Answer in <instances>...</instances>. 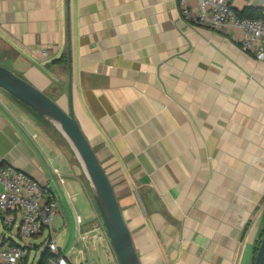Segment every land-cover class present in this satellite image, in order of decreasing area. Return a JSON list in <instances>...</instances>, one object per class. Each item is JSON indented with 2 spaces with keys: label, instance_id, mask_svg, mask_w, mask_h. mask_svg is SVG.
Returning <instances> with one entry per match:
<instances>
[{
  "label": "crops",
  "instance_id": "1",
  "mask_svg": "<svg viewBox=\"0 0 264 264\" xmlns=\"http://www.w3.org/2000/svg\"><path fill=\"white\" fill-rule=\"evenodd\" d=\"M233 34L186 23L177 0H0V65L73 112L141 264L255 262L264 63ZM0 160L58 199L74 264H119L85 170L1 89Z\"/></svg>",
  "mask_w": 264,
  "mask_h": 264
},
{
  "label": "built area",
  "instance_id": "2",
  "mask_svg": "<svg viewBox=\"0 0 264 264\" xmlns=\"http://www.w3.org/2000/svg\"><path fill=\"white\" fill-rule=\"evenodd\" d=\"M235 0H177L181 18L195 27L234 32L241 49L264 63V17L245 18ZM264 3V0H260ZM237 9V10H236ZM46 56V52L42 53ZM59 201L31 176L0 160V264H27L30 249L16 240L42 236L49 257L44 264H74L72 252L63 254L53 231ZM81 223V216H77ZM43 251V252H44Z\"/></svg>",
  "mask_w": 264,
  "mask_h": 264
},
{
  "label": "water",
  "instance_id": "3",
  "mask_svg": "<svg viewBox=\"0 0 264 264\" xmlns=\"http://www.w3.org/2000/svg\"><path fill=\"white\" fill-rule=\"evenodd\" d=\"M0 89L44 118L67 138L88 176L106 234L119 264H141L109 177L73 112H66L45 93L2 65ZM254 264H264V235Z\"/></svg>",
  "mask_w": 264,
  "mask_h": 264
},
{
  "label": "rangeland",
  "instance_id": "4",
  "mask_svg": "<svg viewBox=\"0 0 264 264\" xmlns=\"http://www.w3.org/2000/svg\"><path fill=\"white\" fill-rule=\"evenodd\" d=\"M21 108L24 111H26V109H24L23 107H21ZM30 116L33 119L35 118L33 114H30ZM40 125L43 126V124H40ZM48 126L49 125H44L43 127L45 128L46 131H48V133L50 135H52L54 137L55 142L62 149H65V150L68 149V150L71 151L73 162L76 163V164L78 163L79 167H81L83 169L82 165L80 164L79 160L77 159L76 153H75L72 145L69 143L67 138L56 127H54L52 125L50 127H48ZM76 171L80 172L79 169L76 170ZM98 217H99V220L102 222L101 216H98ZM65 229H66V232H63V230H65ZM53 230L56 231L57 244L61 248L63 254H69L70 252H72L71 257L74 259V261H75V258L77 256L79 257V259L82 258L83 256L85 258L86 255H82V256L78 255L79 249H82V247L80 245H78V243H79L78 234H77L76 230L75 231L72 230V222H70V224H69V226L67 228H64V227L61 228L59 226V224L57 223V221H54ZM46 236L47 235L45 233L42 236H39V237H36V238H31V239H28V240H25V241H22V240H19V239L16 240L19 244L24 245V246H26V247H28L30 249V255L28 257L27 264H38L39 263V261L41 259V255H42V253L44 251V240L46 239ZM73 250H74V252H73ZM83 252H85V249H83ZM95 258L97 259V257H95Z\"/></svg>",
  "mask_w": 264,
  "mask_h": 264
},
{
  "label": "trees",
  "instance_id": "5",
  "mask_svg": "<svg viewBox=\"0 0 264 264\" xmlns=\"http://www.w3.org/2000/svg\"><path fill=\"white\" fill-rule=\"evenodd\" d=\"M241 17H245V18H249V19H253V18H263V12L259 11V10H255L253 8H249L244 10L243 12L239 13ZM9 95V94H8ZM10 96V95H9ZM19 106L23 107L24 109H26L27 113L33 114L34 115V120L38 121L40 124L44 125H49L48 127L51 126L50 123H48L44 118L40 117L37 113H35L33 110H31L30 108H28L27 106H25L24 104L20 103L18 100H16L15 98H13L12 96H10ZM37 122V123H38ZM49 253L47 251H44L41 255V259L39 261L38 264H44L46 259L49 257Z\"/></svg>",
  "mask_w": 264,
  "mask_h": 264
}]
</instances>
